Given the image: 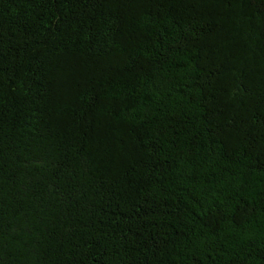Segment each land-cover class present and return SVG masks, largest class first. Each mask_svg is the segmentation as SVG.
I'll return each mask as SVG.
<instances>
[{
    "label": "trees",
    "instance_id": "16d2710c",
    "mask_svg": "<svg viewBox=\"0 0 264 264\" xmlns=\"http://www.w3.org/2000/svg\"><path fill=\"white\" fill-rule=\"evenodd\" d=\"M0 264H264V0H0Z\"/></svg>",
    "mask_w": 264,
    "mask_h": 264
}]
</instances>
